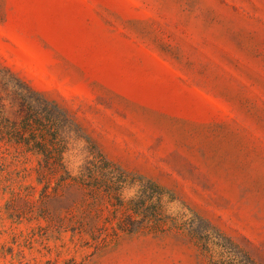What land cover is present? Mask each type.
<instances>
[{"label": "rangeland", "instance_id": "374dc122", "mask_svg": "<svg viewBox=\"0 0 264 264\" xmlns=\"http://www.w3.org/2000/svg\"><path fill=\"white\" fill-rule=\"evenodd\" d=\"M22 98L129 185L0 136V264H264V0H0V122Z\"/></svg>", "mask_w": 264, "mask_h": 264}, {"label": "trees", "instance_id": "16d2710c", "mask_svg": "<svg viewBox=\"0 0 264 264\" xmlns=\"http://www.w3.org/2000/svg\"><path fill=\"white\" fill-rule=\"evenodd\" d=\"M21 112L19 120L4 119V121L0 122V136L8 141L21 144L26 151L41 154L44 166H50L56 172H59L63 183H75L86 186H98L99 183H102L105 189L113 190L116 193L125 185H129L126 179V172L103 157L101 164L91 163L92 167L88 168L86 175L80 173L78 176H71L64 165L63 156L66 147L55 131L56 120L50 116L46 109L39 106L35 107L25 98H22ZM97 173L102 174L104 177L98 179ZM85 176L89 178L87 182H85ZM150 185L155 188L159 187L153 182H150ZM153 196L152 192H148L144 195V199L130 198L126 202H122L116 196L117 205L126 210H132L134 214L146 216L145 213H142L139 206L135 204V201L143 205L147 200L152 199ZM153 212L156 213L155 210Z\"/></svg>", "mask_w": 264, "mask_h": 264}]
</instances>
